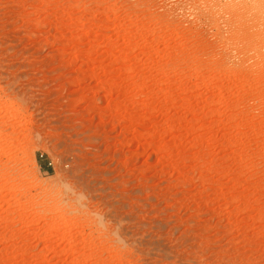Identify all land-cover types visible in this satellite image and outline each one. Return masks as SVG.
<instances>
[{
  "label": "rangeland",
  "instance_id": "1",
  "mask_svg": "<svg viewBox=\"0 0 264 264\" xmlns=\"http://www.w3.org/2000/svg\"><path fill=\"white\" fill-rule=\"evenodd\" d=\"M0 264H264V0H0Z\"/></svg>",
  "mask_w": 264,
  "mask_h": 264
}]
</instances>
